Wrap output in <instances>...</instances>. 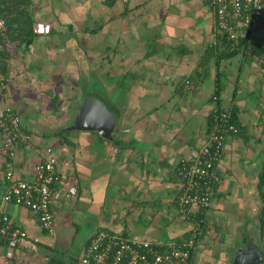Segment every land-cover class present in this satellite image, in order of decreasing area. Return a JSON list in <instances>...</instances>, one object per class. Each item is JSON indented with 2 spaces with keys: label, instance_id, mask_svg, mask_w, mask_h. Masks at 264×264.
I'll return each mask as SVG.
<instances>
[{
  "label": "crops",
  "instance_id": "1",
  "mask_svg": "<svg viewBox=\"0 0 264 264\" xmlns=\"http://www.w3.org/2000/svg\"><path fill=\"white\" fill-rule=\"evenodd\" d=\"M27 11L28 44L21 29L0 31V111L18 114L33 136L8 167L0 133V213L27 234L18 244L0 238V264L65 262L102 229L186 238L177 166L205 141L216 105L237 131L225 138L193 261L233 264L245 251L264 264V16L230 41L209 0H30ZM89 97L115 114L108 134L72 128ZM47 147L61 178L51 234L29 207L3 200L8 169L33 178Z\"/></svg>",
  "mask_w": 264,
  "mask_h": 264
},
{
  "label": "built area",
  "instance_id": "2",
  "mask_svg": "<svg viewBox=\"0 0 264 264\" xmlns=\"http://www.w3.org/2000/svg\"><path fill=\"white\" fill-rule=\"evenodd\" d=\"M209 6L214 11L216 32L224 34L230 41L244 36V31L264 16V0H209ZM3 26L4 19L0 15V30ZM236 131L231 112L214 106L205 141L193 151L192 159L182 160L177 166L183 182L178 196V217L191 227L186 238L170 242L149 241L102 229L91 235L77 264H195L193 252L201 239L205 213L219 181L217 162L227 134ZM0 133L9 167L18 148L33 142V136L23 129L19 115L9 108L0 111ZM43 151L33 178L15 179L11 167L8 169L5 177L9 183L3 200L29 207L37 214L41 228L51 234L55 228L51 205L61 178L51 149L47 147ZM64 195L70 197L71 194L64 192ZM26 237L25 230L14 226L7 214L0 213V238L18 244Z\"/></svg>",
  "mask_w": 264,
  "mask_h": 264
},
{
  "label": "water",
  "instance_id": "3",
  "mask_svg": "<svg viewBox=\"0 0 264 264\" xmlns=\"http://www.w3.org/2000/svg\"><path fill=\"white\" fill-rule=\"evenodd\" d=\"M115 122V114L104 104L101 99L89 97L88 100L82 105L79 115L76 118L72 128H79L84 130H101L103 133L108 134ZM238 254L233 264H253L257 258L255 253ZM62 261H53L50 264H71L70 260L63 256Z\"/></svg>",
  "mask_w": 264,
  "mask_h": 264
},
{
  "label": "trees",
  "instance_id": "4",
  "mask_svg": "<svg viewBox=\"0 0 264 264\" xmlns=\"http://www.w3.org/2000/svg\"><path fill=\"white\" fill-rule=\"evenodd\" d=\"M9 1L10 0H8L4 8L0 10L1 13L12 12L10 17L4 19V24H7L6 30L12 32L15 31V29H21L23 32H27L24 33V37L21 38V43L28 44L31 40L32 33V17L31 13L27 11L30 0H14L13 5L11 2L9 3ZM3 2L4 1L2 0L1 3ZM3 18H5L4 15ZM12 23H16L14 28L10 27Z\"/></svg>",
  "mask_w": 264,
  "mask_h": 264
},
{
  "label": "rangeland",
  "instance_id": "5",
  "mask_svg": "<svg viewBox=\"0 0 264 264\" xmlns=\"http://www.w3.org/2000/svg\"><path fill=\"white\" fill-rule=\"evenodd\" d=\"M7 2H8V0H7ZM67 248H69V246L67 245ZM60 252H62V250L60 251ZM66 252L67 253H63V255L65 256V257H67L69 260H71V259H73V258H75L76 257V250H72V249H68V250H66Z\"/></svg>",
  "mask_w": 264,
  "mask_h": 264
},
{
  "label": "flooded vegetation",
  "instance_id": "6",
  "mask_svg": "<svg viewBox=\"0 0 264 264\" xmlns=\"http://www.w3.org/2000/svg\"><path fill=\"white\" fill-rule=\"evenodd\" d=\"M78 258H79V256L78 255H76V257L75 258H73V259H71L70 260V262H71V264H77V260H78ZM69 264V263H68Z\"/></svg>",
  "mask_w": 264,
  "mask_h": 264
}]
</instances>
